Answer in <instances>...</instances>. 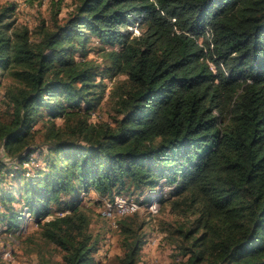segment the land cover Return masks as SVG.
Here are the masks:
<instances>
[{"label": "trees", "instance_id": "obj_1", "mask_svg": "<svg viewBox=\"0 0 264 264\" xmlns=\"http://www.w3.org/2000/svg\"><path fill=\"white\" fill-rule=\"evenodd\" d=\"M16 8L0 4V70L15 81L0 114L4 231L29 212L62 251L46 264H108L79 194L138 191L194 217L174 264H264V0H80L34 31ZM89 34L112 45L104 63L86 59ZM117 74L115 116L92 122ZM142 227L128 228L121 264H139Z\"/></svg>", "mask_w": 264, "mask_h": 264}, {"label": "rangeland", "instance_id": "obj_2", "mask_svg": "<svg viewBox=\"0 0 264 264\" xmlns=\"http://www.w3.org/2000/svg\"><path fill=\"white\" fill-rule=\"evenodd\" d=\"M17 8L13 18L17 24H26L32 31L43 26L53 27L57 22H64L76 9L80 0H15ZM5 0H0V4ZM133 36L141 31V26L130 27ZM33 38L38 39L33 32ZM202 42V38H200ZM88 54L86 59H93L104 63L102 47L110 49L112 45L102 43L100 39L91 34L88 35L86 43ZM118 47V46H116ZM78 58H82L77 53ZM211 66L215 68L212 62ZM125 74H117L113 78L103 79L106 85L105 97L101 105L91 116L92 122L112 121L116 112L113 109L111 92L118 80H124ZM13 77L8 71L0 70V114L2 118H8L9 112L6 105L2 102L7 89L14 85ZM10 117V116H9ZM46 113L40 117L36 129H40L37 139L41 141L47 129ZM59 124L63 119L56 120ZM38 154L36 158H42ZM0 159L10 163V158L0 142ZM36 160V159H35ZM38 161V160H37ZM40 161V160H39ZM41 164V163H40ZM4 168V166H3ZM13 184L16 185L15 180ZM168 190V188H166ZM129 196L145 199L147 194L134 192L133 195L125 192ZM159 196V195H158ZM169 197V196H168ZM103 198L94 188L83 190L79 194L80 208L86 209L90 230L99 239V248L95 257L108 264H121V258L126 252V236L129 235L128 228L139 227L142 225V233L146 235V243L139 254V264H174L185 260L181 246L188 243L179 232L182 224L190 226V220L194 217L190 213H183L175 209L171 202L158 203V211L152 212L148 206L144 205L138 212L126 217H116V224L109 218L102 216ZM148 202L152 200H147ZM55 210V209H54ZM26 216V215H25ZM28 225L22 233L0 232V264H46L45 259L52 261L62 260V251L54 244L46 242L40 235V227L34 221L35 217H27ZM35 218V219H34ZM50 218V217H49ZM119 219V221H118ZM121 220H124L122 223ZM10 253L9 255H7ZM4 254V257L2 256ZM8 257V258H7ZM49 261V260H48Z\"/></svg>", "mask_w": 264, "mask_h": 264}, {"label": "built area", "instance_id": "obj_3", "mask_svg": "<svg viewBox=\"0 0 264 264\" xmlns=\"http://www.w3.org/2000/svg\"><path fill=\"white\" fill-rule=\"evenodd\" d=\"M103 208L101 210V213L103 216L106 218H109L116 224V217H126L128 215L134 214L138 212L144 205L148 206V208L152 212H157L158 211V199H152L153 202L151 201H143V199L134 197V196H129V195H123V194H115L112 198L104 197L103 198ZM70 212V210H67L65 212H62L61 214ZM25 218L19 225L16 231L18 233H22L26 229V226L28 225L27 217H34L31 213L25 212ZM35 219V218H34ZM37 223V220H34ZM7 227L5 225L0 224V232L1 230H5ZM13 232V231H12ZM8 253L7 255H9ZM4 257V254L2 255ZM8 258V257H7Z\"/></svg>", "mask_w": 264, "mask_h": 264}]
</instances>
